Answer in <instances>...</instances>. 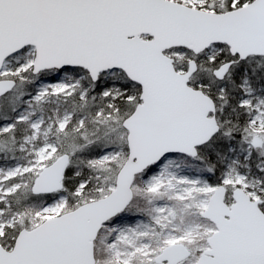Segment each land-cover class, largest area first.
Wrapping results in <instances>:
<instances>
[{
    "label": "snow or ice",
    "instance_id": "6c2138e0",
    "mask_svg": "<svg viewBox=\"0 0 264 264\" xmlns=\"http://www.w3.org/2000/svg\"><path fill=\"white\" fill-rule=\"evenodd\" d=\"M0 264H264V0H0Z\"/></svg>",
    "mask_w": 264,
    "mask_h": 264
}]
</instances>
